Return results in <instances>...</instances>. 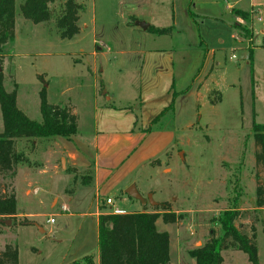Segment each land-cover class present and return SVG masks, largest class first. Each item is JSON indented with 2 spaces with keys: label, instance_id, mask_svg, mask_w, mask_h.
<instances>
[{
  "label": "rangeland",
  "instance_id": "obj_1",
  "mask_svg": "<svg viewBox=\"0 0 264 264\" xmlns=\"http://www.w3.org/2000/svg\"><path fill=\"white\" fill-rule=\"evenodd\" d=\"M25 1L15 2V38L2 53L5 89L17 88L18 107L36 121L42 120L41 91L46 89L50 104L74 106L78 132L70 139H18V174H0V188L15 187L19 215L10 225L0 223V251L6 244L17 245L19 264H90L86 257L98 250L95 191L83 183L89 169L73 167L64 150L82 153L83 142L94 135L97 98L135 106L145 51L163 49L174 55L168 62L169 88L175 84L170 104L175 91L177 97L149 130L144 148L155 155L121 188L111 183L104 188L101 208L155 210L156 205H142L126 189L135 183L143 195L153 193L156 202L180 216L175 223L161 218L157 225L170 235L172 264H196L189 250L203 246L212 230L223 236L219 217L236 207L241 214L235 224L249 236L256 233L264 264V207L256 206L264 165L256 161L254 140V124L264 125V48H254V38L251 58L252 12L239 9L232 17L220 0L214 16L203 17L192 8V18L184 6L183 17L176 0V18L172 3L169 16L156 19L160 27L172 26V33L159 35L129 29L121 15L127 10L116 0L107 8L101 0L96 8L92 0H82L80 33L64 39L57 18L65 0L51 4L52 18L43 23L22 15ZM3 129L0 107V133ZM25 219L32 223L21 224ZM222 255L223 264H252L243 251L230 248Z\"/></svg>",
  "mask_w": 264,
  "mask_h": 264
},
{
  "label": "trees",
  "instance_id": "obj_2",
  "mask_svg": "<svg viewBox=\"0 0 264 264\" xmlns=\"http://www.w3.org/2000/svg\"><path fill=\"white\" fill-rule=\"evenodd\" d=\"M55 1L26 0L21 6L22 15L34 23L50 21L51 4ZM15 2L16 0H0V63L7 44L15 38ZM81 10L82 5L78 0H65L63 11L57 18L62 38L70 39L80 33ZM235 11L242 12L239 9ZM189 13L195 18L191 9ZM148 31L168 35L172 33V27L160 28L150 25ZM173 95L172 103L153 119V123L158 122L167 109L173 108L177 93ZM0 107L4 125L0 133V174L11 178L16 176L22 159V154L17 150L18 139L36 140L57 136L70 139L78 132V114L74 106L50 104L46 89L41 91L42 120L31 119L18 107L17 88L12 92L5 89L2 73H0ZM254 140L258 147L255 153L256 161L264 165V125L254 124ZM8 188V186L0 188V223L6 219L14 221L18 214L15 187L10 191ZM256 193V206L264 207V188L259 185ZM240 214V210L236 207L222 212L219 221L223 236H215L212 230L211 237L203 246L189 250V255L195 259L196 264H223L222 252L230 248L246 253L252 264H260L255 241L256 233L249 236L235 224ZM159 218L165 223H175L180 216L171 211L166 203H158L153 211L101 214L98 240L100 264H171L170 235L168 232L158 230L156 223ZM31 223L28 219L21 221V224ZM86 259L92 264L90 256ZM0 264H19L17 245L6 244L0 251Z\"/></svg>",
  "mask_w": 264,
  "mask_h": 264
},
{
  "label": "crops",
  "instance_id": "obj_3",
  "mask_svg": "<svg viewBox=\"0 0 264 264\" xmlns=\"http://www.w3.org/2000/svg\"><path fill=\"white\" fill-rule=\"evenodd\" d=\"M80 1L82 0H78V2L83 5ZM96 1L97 0L91 1L94 8H96ZM101 1L102 6L105 5L107 8L110 6V2L114 0ZM116 1L120 2V5L124 9L126 8L127 12L121 13V15L124 16V22L128 24L127 27L134 32L139 30L148 31L150 25L155 27L162 26L161 22L156 21V19L162 17L167 18L170 13L169 5H172V3L174 4L173 12L176 18V0ZM219 1L220 0H179V9L183 17L184 6L189 16V9L194 12L192 8L197 10L196 13L199 15L201 14L203 17L214 16V10L215 7H218ZM238 9L250 10L252 12V35L250 39H247L250 42L249 51L252 58L254 51L252 44L254 43V38L257 39V45H255L256 47L254 46V48H264V0L223 1V10L225 14L233 17V12ZM196 13L194 12L195 15ZM236 19L239 18L236 17ZM93 21L95 22V19ZM139 21L147 23V29H143L137 25ZM83 26L88 27L86 22ZM233 28L237 30L234 26ZM108 49H110V47H108ZM173 58L174 55L172 52L169 53V51L163 49H148L145 51L141 69L142 90L139 100H136V103H134L136 107L131 105L130 101H128V105L118 106L112 102V97H110V100H107V97L104 98V100H99V98H97L94 108L96 121L94 135L90 140L83 142L82 153L77 150L73 152L64 150V153L68 156V161L73 167L89 169V173L85 174L83 183H85L86 186L92 187L95 191V199L97 201L95 215L98 222L97 241L99 240V216L101 214L111 213L109 211H104L99 201L100 194L104 191V188L109 186L110 183L112 188H121L122 185L128 182L129 178L131 179L130 175L133 170L147 161L151 156L155 155L154 153H150L151 149L146 150L144 144L149 136L151 127L155 124H159L161 120L160 119L154 124L153 119L168 108L170 104L171 92L174 91L173 88L175 84L169 88L171 71L169 72L168 62ZM104 95H106V93ZM168 110L170 109L166 111ZM35 141L36 140H34V142ZM85 150L86 153L83 152ZM132 182L133 181H131V183ZM129 185L130 183L127 186ZM127 186H125V188ZM26 192H29V189ZM71 199L72 198L69 197L70 201ZM56 204L57 200L54 202V205ZM63 207L68 210L67 204H62V208ZM137 211L153 210L144 208ZM114 212L126 213L132 211L116 209ZM17 215H19V213ZM158 220L156 225H158ZM90 257L93 259V264H100L99 245L97 252Z\"/></svg>",
  "mask_w": 264,
  "mask_h": 264
},
{
  "label": "water",
  "instance_id": "obj_4",
  "mask_svg": "<svg viewBox=\"0 0 264 264\" xmlns=\"http://www.w3.org/2000/svg\"><path fill=\"white\" fill-rule=\"evenodd\" d=\"M137 25H139L140 27H142L143 29H147L148 27V24L143 22V21H139L137 22ZM0 71H1V68H0ZM107 100H110V97H107ZM183 155V154H182ZM126 193L136 199V200H139L142 205H147V204H151V205H157L158 202H156L153 198V193H149L148 195H143L138 187H137V184L133 183L131 184L127 189H126ZM3 223L4 224H8L10 225L12 223V220L11 219H6V220H3ZM42 232H44V229L43 228H40Z\"/></svg>",
  "mask_w": 264,
  "mask_h": 264
},
{
  "label": "built area",
  "instance_id": "obj_5",
  "mask_svg": "<svg viewBox=\"0 0 264 264\" xmlns=\"http://www.w3.org/2000/svg\"><path fill=\"white\" fill-rule=\"evenodd\" d=\"M107 203H108V204H112V203H113V200H112L111 198H108V199H107ZM63 209L66 210L65 207H63ZM52 221H53V219L51 220V222H52Z\"/></svg>",
  "mask_w": 264,
  "mask_h": 264
}]
</instances>
